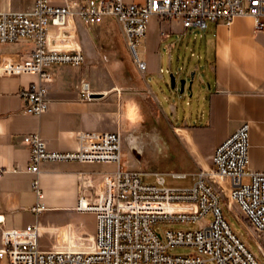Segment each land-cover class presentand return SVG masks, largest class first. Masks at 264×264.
Masks as SVG:
<instances>
[{
  "label": "built area",
  "instance_id": "built-area-1",
  "mask_svg": "<svg viewBox=\"0 0 264 264\" xmlns=\"http://www.w3.org/2000/svg\"><path fill=\"white\" fill-rule=\"evenodd\" d=\"M25 11H0L1 47L28 39L33 51L25 58L0 59V77L39 75V87L23 91L26 114L40 116L50 107L51 76L47 71L57 64L81 66L86 55L77 40L76 20L92 27L106 16L122 26L127 45L142 76L150 71L137 48L153 28L159 33L178 28L207 29L210 23L231 26L238 16H252L254 29L264 31V0H86L56 5L54 0H33ZM150 52L148 51V54ZM89 84L83 96L89 98ZM250 124L245 122L214 153L213 164L192 174L189 188L166 186V173L125 169L122 166L121 132L85 131L75 135L77 149L51 151L39 134L24 137L31 150L30 171L40 173L42 162L79 161L118 163L115 172H81L79 200L74 208L60 212L57 228L44 230L37 222L22 229L5 226L0 216V260L9 264H264L233 230L222 206L225 196L217 184L226 183L230 200L235 203L255 232L247 228L228 202L229 210L260 249L258 235H264V168L250 167ZM187 178V172L170 173ZM33 186L38 202L32 207L39 217L47 207L39 179ZM227 200V199H226ZM79 214L95 216L93 231H80L75 220ZM212 215V219L204 221ZM175 223L197 224L195 230L166 228ZM51 247L41 246L47 232ZM194 248L189 255H174L170 250Z\"/></svg>",
  "mask_w": 264,
  "mask_h": 264
},
{
  "label": "crops",
  "instance_id": "crops-1",
  "mask_svg": "<svg viewBox=\"0 0 264 264\" xmlns=\"http://www.w3.org/2000/svg\"><path fill=\"white\" fill-rule=\"evenodd\" d=\"M74 2L86 0H54L56 5ZM33 3V0H0V11H25ZM76 25L77 40L87 61L81 66L57 64L47 70L51 76L47 84L50 99L47 112L40 116L23 112L22 93L41 85L39 75L0 77V216L5 226L11 229L26 228L37 222L44 230L57 228L60 212L74 208L78 203L79 174L98 172L93 169L96 163L68 161L42 162L40 173H32L31 150L24 142L26 135L39 134L49 150L58 152L75 151L78 147L75 135L79 132L119 131L124 138L132 131L140 114L142 93L146 90L155 96L147 81L148 75L155 72L165 79L169 71L165 66L163 46L172 54L178 51L177 67L181 76L186 78L182 47L191 28L180 27L177 32L164 34L157 31L148 33L144 39L150 43V53L147 52L149 60L144 61L148 62L150 71L142 76L128 48L122 26L114 17L106 16L102 23L92 27L77 19ZM212 25L214 50L210 70L213 79L208 82L210 124L203 129L199 121L197 125H190L185 121L173 123L170 120L176 133V145L182 150L181 155H175L182 165L190 167L188 171L179 172L198 173L190 166L194 163L200 170L212 165L216 148L245 122L251 127L250 167L253 171H261L264 168V31L254 29V19L249 15L236 17L231 26ZM33 49L34 44L30 40L22 39L15 44L3 45L0 59L25 58ZM173 60L172 56V63ZM110 69L114 70L111 72ZM142 78L148 88H143ZM85 82L89 84L88 90L99 96L91 94L89 98L84 97ZM188 84L186 80L185 90ZM174 89L175 92L166 93L165 97L170 104L171 117L178 121L179 109L174 100L183 102L186 98L177 95V83ZM208 128L219 133L211 146L207 145L205 131ZM126 156L123 150V158ZM122 166L141 170L131 160ZM37 178L43 193L41 201L47 207L39 217L32 210L39 200L33 186ZM87 215L77 216L75 224L78 230L95 229V216L89 214L94 219V227H90L83 219ZM52 240V235L45 232L41 246L49 249ZM0 264L9 262L4 258Z\"/></svg>",
  "mask_w": 264,
  "mask_h": 264
},
{
  "label": "rangeland",
  "instance_id": "rangeland-1",
  "mask_svg": "<svg viewBox=\"0 0 264 264\" xmlns=\"http://www.w3.org/2000/svg\"><path fill=\"white\" fill-rule=\"evenodd\" d=\"M153 31H155L154 28ZM149 48L150 43L148 39H142L141 44L137 48L138 54L142 60H149V55H147ZM182 49V62L186 66V78L181 76L177 67L178 51L176 50L172 54V51L167 50L165 46H163L162 53L164 55L165 66L169 71L167 70L165 79L159 77L155 72H151L148 75L147 81L152 86L155 96L150 91L146 90L142 93L140 114L138 118L136 117V123L132 131L126 133L123 138V150L127 153V156L122 158V164L125 165L127 160H131L134 161L141 170H147L153 173H166V186L173 189L189 188L195 181L191 173H189V176L185 179L176 178L170 174L183 170L188 171L190 168L182 165V162L178 159L179 157L177 158L175 155V153H180L181 155L182 150L176 145V133L173 130L171 121H173V123L185 121L190 125L196 124V122L199 121V125L203 129H207V126L210 124V90L208 82L213 79V74L210 70L214 50V29L212 23H210L209 28L205 30L199 27L191 28L190 35L186 37ZM172 56L174 57L173 63ZM112 70L114 69H110L111 72ZM115 73H112V76H114ZM172 74H174L177 80V95L185 96L186 98L183 102L174 100L175 106L179 109L178 121L171 117L170 104L165 97L166 93L176 91L173 88ZM185 80H188L189 84L185 92H181L182 83ZM202 80L203 83L201 82ZM104 81L107 82L105 78ZM142 85L143 88H148L143 78ZM205 132L208 139L207 145H214L219 137V133L212 128H208ZM184 151L187 153L185 148ZM184 161H186V159ZM190 166H193L194 171L200 172L199 166L196 165V163L193 165L190 164ZM93 169L102 173L115 172L119 169V165L118 163H96ZM217 187L225 196V198H222V206L233 230L245 241L254 254L264 261V257L257 244L249 238L244 227L229 210L227 201H229L233 211L238 214L247 228L254 232L244 221L239 207L228 199V187L224 184H217ZM83 219L90 227H94V219L89 217V214ZM211 219L212 215H208L205 217L204 221H209ZM200 226V223H175L168 225L166 228L195 230L200 228ZM257 237L264 247V235H258ZM170 252L174 255H189L194 252V248L179 246L172 248ZM207 264L217 263L210 260Z\"/></svg>",
  "mask_w": 264,
  "mask_h": 264
},
{
  "label": "water",
  "instance_id": "water-1",
  "mask_svg": "<svg viewBox=\"0 0 264 264\" xmlns=\"http://www.w3.org/2000/svg\"><path fill=\"white\" fill-rule=\"evenodd\" d=\"M172 78H173V88H175L177 81H176V77L174 76V74H172ZM185 84H186V80L182 83V90H181V92H184V90H185ZM92 95L94 97L99 96L98 94H92Z\"/></svg>",
  "mask_w": 264,
  "mask_h": 264
},
{
  "label": "bare ground",
  "instance_id": "bare-ground-1",
  "mask_svg": "<svg viewBox=\"0 0 264 264\" xmlns=\"http://www.w3.org/2000/svg\"><path fill=\"white\" fill-rule=\"evenodd\" d=\"M224 184L226 187H228V185L226 183H222ZM228 190H229V187H228ZM228 199L230 200L229 196H228ZM231 201V200H230ZM242 213V212H241ZM243 215V214H242ZM243 218H244V221L246 222V224H248V226L250 227V229H252L254 232L255 230L252 228V226L250 225V223L248 222V220L245 218V216L243 215Z\"/></svg>",
  "mask_w": 264,
  "mask_h": 264
}]
</instances>
